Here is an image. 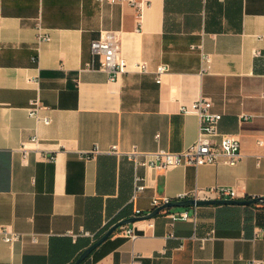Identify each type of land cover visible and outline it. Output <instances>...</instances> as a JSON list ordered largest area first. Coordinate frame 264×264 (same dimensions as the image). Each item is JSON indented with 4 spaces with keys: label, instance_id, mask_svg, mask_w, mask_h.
Instances as JSON below:
<instances>
[{
    "label": "crops",
    "instance_id": "obj_1",
    "mask_svg": "<svg viewBox=\"0 0 264 264\" xmlns=\"http://www.w3.org/2000/svg\"><path fill=\"white\" fill-rule=\"evenodd\" d=\"M139 1L0 0V264H74L117 222L152 211L155 197L216 186L234 188L233 199L264 196V0ZM106 30L130 67L148 70L111 78L101 69L91 43ZM200 97L222 113L220 131L239 138L237 164L146 169L108 151H182L198 136ZM191 206L118 226L80 264L264 259V202L172 218Z\"/></svg>",
    "mask_w": 264,
    "mask_h": 264
},
{
    "label": "built area",
    "instance_id": "obj_2",
    "mask_svg": "<svg viewBox=\"0 0 264 264\" xmlns=\"http://www.w3.org/2000/svg\"><path fill=\"white\" fill-rule=\"evenodd\" d=\"M100 2L107 1L110 3L128 2L135 6H140L139 0H98ZM37 38L45 40L49 38L48 32L41 25L38 26ZM121 43L119 34L113 30L103 31L99 38L94 39L91 43V49L94 55H99L100 68L108 71L111 78L118 77L121 73L130 69L147 71L148 67L145 62L135 63L134 68L130 67L128 61L121 55ZM205 62L209 61L208 56H203ZM166 65H159L156 72L158 82H161V74L166 71ZM30 108V114L34 115L38 111L39 101H35ZM213 101L207 97H200L192 104V109L198 114L200 119L199 133L196 139L189 144L185 149L179 152L169 151L166 149L156 150H141L134 145L130 149H121L117 144H113L108 151L117 155L126 156L131 159L136 167L143 166L146 169H167L179 165L193 164H225L235 165L242 157L240 140L234 133L222 132L219 129V123L222 118V113L213 109ZM184 110L188 111V108ZM248 115L243 114L242 118H247ZM45 122H49L46 117ZM259 143H263L259 140ZM97 150H93L95 152ZM88 151L86 156H88ZM136 190L140 191L145 188V184L141 182L144 177L136 175ZM217 196L218 198H233L236 196V190L231 187L216 186L208 189H196L189 193H183L175 198L170 197H155L152 200V210L156 207L164 205L170 201L183 200L188 198L195 199H210ZM193 212L187 207L178 212L171 214L175 219H197L198 205H192ZM137 215H142L139 210ZM124 227V226H123ZM124 234L128 237H135V231L132 226L124 228ZM172 235V233H171ZM19 238V234L15 232H6L4 239L7 242H13ZM126 264H142L136 259H131ZM247 264H264V259L251 258Z\"/></svg>",
    "mask_w": 264,
    "mask_h": 264
},
{
    "label": "water",
    "instance_id": "obj_3",
    "mask_svg": "<svg viewBox=\"0 0 264 264\" xmlns=\"http://www.w3.org/2000/svg\"><path fill=\"white\" fill-rule=\"evenodd\" d=\"M264 202V196H256L252 197L250 199H233V198H210V199H195V198H188L183 200H175L170 201L164 205H161L159 207H156L154 210L150 211L149 213H146L144 215H137L130 217L128 219H123L119 222H117L114 226H112L104 235H102L100 238H98L95 242H93L88 248H86L80 256L76 259L74 264H80L81 261L89 254L91 251L96 248L99 244H101L106 238L109 237V235L118 227L123 224H126L128 222H132L138 219H145V218H151L157 213H159L161 210L169 207L179 206H189V205H202V204H223V203H236V204H248L253 202Z\"/></svg>",
    "mask_w": 264,
    "mask_h": 264
}]
</instances>
